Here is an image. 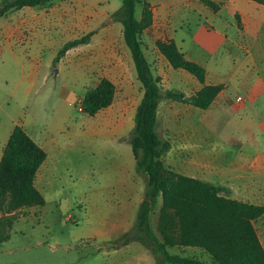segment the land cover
<instances>
[{
	"label": "rangeland",
	"instance_id": "rangeland-1",
	"mask_svg": "<svg viewBox=\"0 0 264 264\" xmlns=\"http://www.w3.org/2000/svg\"><path fill=\"white\" fill-rule=\"evenodd\" d=\"M121 6L122 0H51L0 19V142L20 125L36 142L59 147L64 155L55 169L47 164L37 174L35 187L44 196L43 205L10 209V195L0 197V234L7 237L0 244V264H102L98 231L103 215L110 212L111 219L119 190L131 182L146 189L148 178L135 171L128 141L144 90L122 23L114 15ZM142 10L138 4L139 19ZM89 32H94L89 43L70 49L56 62L66 42ZM141 38L163 96L158 134L175 146L174 159L183 157L175 161L177 167L192 169V162L179 153V140L189 146V157L192 144L203 151L212 144L244 141L242 133L231 139L235 130L227 125L224 106L204 111L167 99L166 91L191 87L195 78L169 65L156 46L164 41L157 26L151 24ZM104 77L116 86L115 100L89 116L81 110V100ZM161 207L158 197L150 215L157 233ZM255 226L264 240V216ZM196 249L176 247L170 252L212 262L205 251Z\"/></svg>",
	"mask_w": 264,
	"mask_h": 264
},
{
	"label": "trees",
	"instance_id": "trees-1",
	"mask_svg": "<svg viewBox=\"0 0 264 264\" xmlns=\"http://www.w3.org/2000/svg\"><path fill=\"white\" fill-rule=\"evenodd\" d=\"M50 1L3 0L0 19L25 7L41 6ZM201 1L214 11L220 9L213 0ZM255 1L264 4V0ZM138 4L143 7L141 19L136 16ZM114 15L120 18L124 42L144 90L128 141L136 161V172L145 174L148 183L135 225L113 247L139 241L154 254L156 264H264V247L254 226V222L264 216V205L227 198L221 194L222 188L181 174L163 162L162 157L172 145L158 134V108L163 96L141 38L153 21L150 3L122 0V6ZM93 34L89 32L66 42L59 50L56 62L70 49L89 43ZM156 46L173 69L188 72L202 85L190 97L175 90L166 91L164 96L200 110L209 109L223 85L208 84L205 66L187 59L174 40L158 41ZM116 91L112 80L100 79L94 88L85 92L81 110L95 116L114 102ZM46 159V151L20 125H16L0 161V197L10 195V209L45 203L44 196L35 187V180ZM158 197L162 199L159 233L152 228L150 221ZM6 240L7 237L0 234V244ZM176 247L201 249L211 256L212 262L171 253L170 250Z\"/></svg>",
	"mask_w": 264,
	"mask_h": 264
},
{
	"label": "crops",
	"instance_id": "crops-1",
	"mask_svg": "<svg viewBox=\"0 0 264 264\" xmlns=\"http://www.w3.org/2000/svg\"><path fill=\"white\" fill-rule=\"evenodd\" d=\"M147 1L153 14L152 24L164 34V41L174 40L187 59L205 66L208 84L223 85L209 109L224 106L227 125L235 130L231 139L240 133L246 135L238 144H212L203 151L198 144H192L190 157L186 154L189 146L179 140V153L192 162V169L186 172L177 167L175 161L183 157L174 159L173 144L164 155V163L181 174L222 188L221 194L227 198L264 205V4L255 0H213L220 5L214 11L201 0ZM193 16L197 19L195 23ZM192 83L180 90L186 97L202 87L196 79ZM238 96L243 101H238ZM254 118H259L256 124L251 122ZM12 131L0 142V161ZM40 142L37 143L46 151L47 159L39 171L47 164L55 169L64 157L63 151L46 141ZM144 192L143 187L138 189L131 182L119 190L121 195L113 206L111 219L107 216L110 212L103 215L98 231L102 264H156L154 254L139 241L113 247L135 225ZM258 236L264 247V240L259 233ZM126 251L130 255L122 256Z\"/></svg>",
	"mask_w": 264,
	"mask_h": 264
},
{
	"label": "built area",
	"instance_id": "built-area-1",
	"mask_svg": "<svg viewBox=\"0 0 264 264\" xmlns=\"http://www.w3.org/2000/svg\"><path fill=\"white\" fill-rule=\"evenodd\" d=\"M237 100L238 101H243V98L241 96H238Z\"/></svg>",
	"mask_w": 264,
	"mask_h": 264
}]
</instances>
